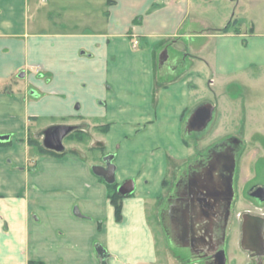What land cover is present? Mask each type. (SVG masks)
<instances>
[{"label": "crops", "instance_id": "obj_1", "mask_svg": "<svg viewBox=\"0 0 264 264\" xmlns=\"http://www.w3.org/2000/svg\"><path fill=\"white\" fill-rule=\"evenodd\" d=\"M204 67L214 88L251 67L245 82L264 84V0H0V264H165L148 215L166 167H141L128 131L162 145L177 113L151 99H187ZM58 126L82 135L40 152ZM92 146L117 151L116 183L135 181L119 221Z\"/></svg>", "mask_w": 264, "mask_h": 264}, {"label": "rangeland", "instance_id": "obj_2", "mask_svg": "<svg viewBox=\"0 0 264 264\" xmlns=\"http://www.w3.org/2000/svg\"><path fill=\"white\" fill-rule=\"evenodd\" d=\"M230 25L236 33L241 31L238 19ZM249 69L254 71L253 78L261 76L259 69ZM249 69L236 70L214 88L207 82L210 70L204 67L202 86L197 91L190 88L187 99H151V108L177 113L166 115L172 131L162 145H144L134 129L128 131L127 140L135 144L132 150L139 151L134 154L140 160L146 158L141 167L151 170L157 166L158 162L149 160L156 156L166 167L163 191L152 200L148 215L165 264H264V253L252 256L241 246L243 214L264 218V84L245 82ZM138 126L141 130L145 122ZM73 131L64 140L65 149L69 140L82 135ZM92 132L88 130L89 135ZM83 153L103 165L104 148L85 147ZM200 159L204 160L202 167L190 170ZM176 219L185 224V235L179 236L173 225ZM216 252L220 254L217 259Z\"/></svg>", "mask_w": 264, "mask_h": 264}, {"label": "water", "instance_id": "obj_3", "mask_svg": "<svg viewBox=\"0 0 264 264\" xmlns=\"http://www.w3.org/2000/svg\"><path fill=\"white\" fill-rule=\"evenodd\" d=\"M71 128L68 126H58L50 131V135L46 136L44 147L53 151L60 152L63 149L61 144L62 138ZM48 133V132H46ZM113 154L106 155L103 158L104 164H94L91 169L94 174L102 177L106 183L111 184L115 182L116 165L112 162ZM135 189V181L127 179L122 182L118 188L117 193L121 197L130 196ZM242 238L241 246L243 249L252 252V255H261L264 253V218L250 214H243L242 216ZM96 251L102 260H105L108 253L100 246H96Z\"/></svg>", "mask_w": 264, "mask_h": 264}, {"label": "flooded vegetation", "instance_id": "obj_4", "mask_svg": "<svg viewBox=\"0 0 264 264\" xmlns=\"http://www.w3.org/2000/svg\"><path fill=\"white\" fill-rule=\"evenodd\" d=\"M106 126V124H104V125H102V126H100V128L99 129H103L104 127ZM53 130V129H52ZM51 130V131H52ZM73 130H75V129H70L69 131H68V133L66 134V135H64V137L62 138V146L64 145V140L67 138V137H71V134H73L74 133V131ZM76 131H79V130H76ZM46 132H48V133H46ZM104 132V131H103ZM42 134H43V146H44V141H45V139H46V136L47 135H50L51 133H50V131H48V129H46V130H42V132H41ZM47 134V135H46ZM118 147H119V144H117L116 145V148L118 149ZM103 147L101 146V148L100 149H102ZM47 149V148H46ZM48 150H50V149H48ZM51 151H53V150H51ZM54 152H56V151H54ZM65 152V150L63 149V152L62 153H64ZM116 152L117 151H115V152H105L103 155H102V161H103V158L106 156V155H109V154H113L114 156H113V158L115 157V154H116ZM113 160V159H112ZM203 161L204 160H198V161H196V164H194V166L193 167H191V168H189L190 170H195L196 168H198V167H202V164H203ZM113 162V161H112ZM206 163V162H205ZM103 164H104V162H103ZM102 178V177H101ZM128 179H132V178H128ZM127 180V179H126ZM125 181V180H124ZM124 181H122V182H124ZM122 182H120V183H116V181L114 182V183H116V191H117V188H118V186L122 183ZM203 183V182H202ZM202 183H200L201 185H202ZM199 185V184H198ZM170 206V205H169ZM171 207V206H170ZM172 210V209H171ZM178 216H179V214H178ZM182 220L181 219H176V223H174V222H172V223H174L173 225L175 226V227H177L178 228V230H179V236L180 235H185L187 232H186V227H185V224L184 225H182ZM180 238V237H179ZM187 244V243H186ZM196 253V252H195ZM198 254H200V252L198 253ZM250 254L252 255V252L250 251ZM215 255H217V252L215 253ZM220 255V254H219ZM219 255H217V257L219 258ZM252 256H255V255H252ZM256 256H258V255H256ZM196 257H198L197 255H196ZM196 259H202L201 257H199V258H196ZM215 259H216V257H215ZM218 264V263H217Z\"/></svg>", "mask_w": 264, "mask_h": 264}, {"label": "trees", "instance_id": "obj_5", "mask_svg": "<svg viewBox=\"0 0 264 264\" xmlns=\"http://www.w3.org/2000/svg\"><path fill=\"white\" fill-rule=\"evenodd\" d=\"M231 23V22H230ZM107 126L106 125L102 131H106L107 130ZM36 145L38 146V150L42 153H51V154H58L57 152H54V151H51V150H48L46 149L43 145L41 144H37V142H35ZM102 179V178H101ZM107 185V188H108V199L110 201V204L113 206L114 208V215H115V219L117 221L121 220V217H122V212H121V201H122V198L116 191V183H111V184H106ZM28 264H43L42 262L40 261H29Z\"/></svg>", "mask_w": 264, "mask_h": 264}]
</instances>
